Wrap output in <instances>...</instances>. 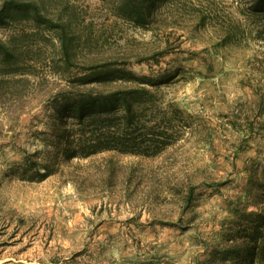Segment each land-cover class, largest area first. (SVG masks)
<instances>
[{
	"label": "rangeland",
	"instance_id": "obj_1",
	"mask_svg": "<svg viewBox=\"0 0 264 264\" xmlns=\"http://www.w3.org/2000/svg\"><path fill=\"white\" fill-rule=\"evenodd\" d=\"M43 1L72 20L81 55H131L138 73L185 67L165 86L167 96L214 133L206 142L187 128L157 157L56 156L49 98L69 80L58 72L66 68L58 62L55 32L47 39L25 32L10 63L32 73L0 68L7 79L0 84V264H211L213 252L240 235L234 228L249 219L245 211L259 209L264 193V131L257 122L264 119V40L251 34L255 23L240 12L245 0L178 3L188 10L210 3L222 19H242L249 38L222 48L216 26L197 28L177 7L163 8L150 29L120 16L117 0ZM173 15L180 17L175 24ZM11 23L0 25L1 37L16 32ZM167 40L171 52L160 64L135 60ZM46 165L53 171L40 179L36 171ZM190 187L195 192L186 204Z\"/></svg>",
	"mask_w": 264,
	"mask_h": 264
},
{
	"label": "trees",
	"instance_id": "obj_2",
	"mask_svg": "<svg viewBox=\"0 0 264 264\" xmlns=\"http://www.w3.org/2000/svg\"><path fill=\"white\" fill-rule=\"evenodd\" d=\"M179 2L181 0H117L116 10L138 26L153 29L152 25L159 23L163 8L177 7L178 14H190V20L197 28L216 26L221 32L216 42L219 48L240 45L249 38L242 19L230 14L222 19L220 11L210 3L207 7L195 4L188 10L182 9L181 6L186 4L179 6ZM241 6V14L255 23L251 34L264 40V0H245ZM55 12L43 0H6L0 6V25L13 22L16 27V32L8 38L0 36V68L10 75L32 73L24 65L20 67L18 62L10 63L23 49L21 36L31 32L47 39L50 32H55L51 36L56 38L62 52L58 62L66 68L58 72L69 80L58 91H52L49 98L56 156L62 154L64 158L72 159L118 152L157 157L176 145L187 128L203 133L204 140L210 141L213 127L202 120L194 123L195 114L183 109L175 97L167 96L165 86L185 73V67L138 73L130 67L131 55H108L103 59H94L90 53L81 55L78 50L80 40L71 33L72 20ZM173 18L170 23L175 24L180 17L173 15ZM22 20L27 23L21 24ZM90 38L86 39L89 45ZM169 46L167 40L165 45H157L150 53L137 56L135 60L160 64L162 58L171 52ZM79 58L84 59L81 67L77 66ZM6 81V77L0 74V84ZM232 122L236 128L242 126L238 119ZM246 122L252 126L255 123L251 119ZM257 122L259 130L264 131V119ZM44 168V171H36L40 179L53 171L49 165ZM260 184L264 186V183ZM194 192V187L187 189L186 204ZM260 198L259 209L245 211L249 219L244 218L234 228L240 235L233 238L234 243L229 248L216 249L209 259L211 264H264V193Z\"/></svg>",
	"mask_w": 264,
	"mask_h": 264
}]
</instances>
